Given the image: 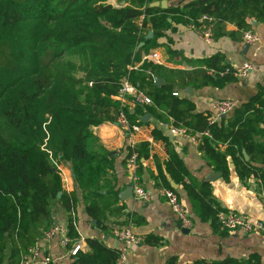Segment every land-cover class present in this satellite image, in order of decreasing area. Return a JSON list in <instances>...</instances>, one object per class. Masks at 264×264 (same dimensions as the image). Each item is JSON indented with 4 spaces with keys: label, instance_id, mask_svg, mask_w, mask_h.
<instances>
[{
    "label": "trees",
    "instance_id": "obj_1",
    "mask_svg": "<svg viewBox=\"0 0 264 264\" xmlns=\"http://www.w3.org/2000/svg\"><path fill=\"white\" fill-rule=\"evenodd\" d=\"M126 1L115 7L107 0H0V264H19L51 226L58 206L68 214L71 241H80L77 197L64 188L61 164H70L78 183L97 193L90 184L100 182L95 177L103 174L104 158L92 152L95 137L90 123L116 121L123 110L130 124H141L147 110H156L143 104L127 109L116 98L124 78L165 112L158 114L162 120L172 117L174 126L192 134L210 131L199 148L215 170L228 174L231 156L241 178L255 176L264 185V169L255 155L260 153L264 163V147L255 141L264 123V93L241 104L232 117L211 123L213 115L196 112L191 100L174 92L189 85L222 87L238 79L233 65L216 55L204 62L206 68L168 70L145 58L173 22L201 25L199 19L208 14L215 27L231 22L248 30L251 19L264 22V0H192L168 8L150 6L153 0L144 8L135 5L137 0ZM147 29L154 33L149 39ZM141 42L144 45L138 47ZM163 75L165 82L156 85L155 77ZM221 145H227L226 150ZM244 152L251 155L250 162L243 160ZM165 165L201 218L220 226L223 208L212 197L211 183L186 181L190 172L175 152ZM159 178L177 191L162 169ZM109 205H86L104 232L110 230L105 223ZM86 242L89 249H80L71 264H120L119 248L98 237ZM147 242L154 243L153 238Z\"/></svg>",
    "mask_w": 264,
    "mask_h": 264
},
{
    "label": "crops",
    "instance_id": "obj_2",
    "mask_svg": "<svg viewBox=\"0 0 264 264\" xmlns=\"http://www.w3.org/2000/svg\"><path fill=\"white\" fill-rule=\"evenodd\" d=\"M155 1L166 2L168 8L192 0H153L152 2ZM107 2L115 7H117L116 3L128 4L126 0H107ZM146 2L147 0H137L135 5L144 8ZM142 19L143 16L138 19L139 24ZM252 20L257 21V24H252L248 30L240 29L231 22L215 27V21L212 25L213 40L211 41L203 38L197 30L189 26L190 24L173 22L172 27L158 37V45L149 48L150 54L145 55V58L157 52L163 61L160 65L168 70L206 68L204 62L216 55H221L223 63L231 64L233 67L245 61L251 62L253 69L246 77L229 81L222 87L209 85L198 88L189 85L178 91L179 96L195 104L196 112L211 116L215 115L216 100H233L236 105L226 117L228 119L241 104L249 102L257 93H264V22L256 19H251L250 22ZM169 21L171 22L172 19L169 18ZM149 31L153 32L152 29H147L146 36ZM246 31L258 34L260 42L255 45L246 42L244 40ZM148 59L151 60L149 57ZM143 61L144 58L137 62V68L142 66ZM158 77L163 79V84L164 75ZM123 104L129 110H133L136 106L131 95L125 98ZM143 106L155 108L157 111L147 110L142 119L143 123L139 124V131L124 128L118 123V118L116 121L103 119L101 122L90 123L89 127L95 137L92 152L94 156L104 158L103 174L95 177V180L100 182L90 184V188L98 189L97 193H89L88 189H84V185L78 183L70 164H61L64 188L67 192L74 191L77 197V230L82 249L84 251L89 249L87 238L98 237L108 245L125 252L127 254L125 264H195L202 260L218 262L227 259L238 261L239 264H264V230L250 233L225 230L217 226L218 223L215 225L210 220L202 219L194 210L186 189L181 183L177 184L166 171L165 162L170 159V153L175 152L184 160L190 172L186 181L194 185L202 181L211 183L212 197L223 210H236L264 222V210L261 207L264 193L262 179L255 176L241 178L231 156L228 157V174L215 170L209 164L204 152L200 150V144L191 143L186 137L176 136L170 132V127L173 125L172 117L166 115V119L162 120L158 114L165 112L155 107V102ZM167 118L169 121H166ZM255 141L264 147V123L256 134ZM131 142H135V147L143 149L147 155L142 156L137 150L140 155L138 175L143 186L153 195L148 201L136 198L133 192L128 196L125 195L126 190L132 185L125 158ZM143 144H145L144 148H142ZM226 148L227 145H221L222 150ZM255 155L259 158L257 165L264 169L263 156L260 153ZM243 160L246 163L250 162L251 155L245 152ZM160 169L175 187L190 213L193 223L191 228H186L188 232L184 227H180L181 223L170 203L161 194L162 189L167 186L160 181ZM216 172H221V175L213 181L207 180ZM91 203L110 204L105 221L110 226L109 232L102 231L97 226V220L87 213L86 205ZM67 217V212L58 206L55 211L56 220L66 225ZM124 227H131L141 236L142 241L128 245L116 238L114 230ZM148 237H152L154 243H148ZM75 242L72 240L68 245H64L61 236L57 235L50 239L42 236L38 241L40 255L51 256L52 264H71L73 260L71 248Z\"/></svg>",
    "mask_w": 264,
    "mask_h": 264
},
{
    "label": "built area",
    "instance_id": "obj_3",
    "mask_svg": "<svg viewBox=\"0 0 264 264\" xmlns=\"http://www.w3.org/2000/svg\"><path fill=\"white\" fill-rule=\"evenodd\" d=\"M215 19L213 16L204 14L199 22L201 25H197L192 22L189 26L194 30H197L203 38L207 41L213 40V28L212 25ZM244 40L250 44H258L260 42V37L258 34L252 31H246L244 33ZM152 61L157 64H162L163 61L157 52L148 56ZM147 57V58H148ZM253 69V65L249 61L243 62L241 65L234 67V75L241 79L246 77L249 72ZM133 96V101L135 104L151 105L154 103L153 99L145 92L139 90L134 84L130 82L129 79L124 78L122 81L121 89L119 91L117 99L121 100L123 103L127 96ZM174 95H179L178 91L174 92ZM236 103L233 100L224 99L216 100L214 102L215 115L210 119L211 123H214L222 118V115L228 114L234 107ZM118 123L124 128L132 129L133 131H139V124H130L125 112L122 110L118 116ZM170 132L173 135H182L186 137L191 143L199 145L201 143L203 136H210V131L197 132L192 134L186 127H178L172 125L170 127ZM127 169L130 172L131 184L133 186V194L136 198L148 201L152 198V192L147 190L138 175V169L140 168V155L135 147V142H131L129 148L126 150L125 154ZM161 194L168 200L174 214L179 219L181 226L184 228L192 227V218L186 207V205L180 199L177 191L170 187H164ZM261 207L264 210V193L261 200ZM218 222L222 229L225 230H240L244 233H250L255 230H264V222L250 218L245 214H241L236 210H222L218 215ZM61 236L62 243L68 245L71 242L68 236V229L66 225L59 223L56 218L52 222L51 226L44 232L43 236L50 239L54 236ZM114 235L119 240L123 241L128 245H135L142 241L140 235L136 234L131 227H124L121 229H115ZM82 249L81 241H77L73 244L71 248V255H77L78 251ZM41 250L38 246V242L31 246L28 251L22 255L19 264H50L52 263L51 256H41ZM127 260V254L122 252L120 264H125Z\"/></svg>",
    "mask_w": 264,
    "mask_h": 264
},
{
    "label": "water",
    "instance_id": "obj_4",
    "mask_svg": "<svg viewBox=\"0 0 264 264\" xmlns=\"http://www.w3.org/2000/svg\"><path fill=\"white\" fill-rule=\"evenodd\" d=\"M125 2L123 1V4H124ZM150 6H161L162 8H167V4H166V2H164V1H162V2H159V1H155V2H152L151 4H150ZM251 24H254V25H256L257 24V21H255V20H252L251 21ZM151 37H153V32L152 31H149V33L147 34V36H146V39H149V38H151ZM144 45V42H141L140 44H139V46L138 47H141V46H143ZM162 82H163V79L162 78H159V77H155V84L156 85H161L162 84ZM229 115V113L228 114H225V115H222V118H226L227 116ZM145 120V119H144ZM244 154H245V152H244ZM221 175V172H216V173H214V174H211L210 176H209V178L207 179V180H209V181H213V180H215L218 176H220ZM132 192H133V186L131 185L127 190H126V192H125V195H129V194H132ZM61 195V192L59 193V196ZM180 227H182L181 225H180ZM184 230H187V232L189 231L188 229H186V228H184Z\"/></svg>",
    "mask_w": 264,
    "mask_h": 264
},
{
    "label": "rangeland",
    "instance_id": "obj_5",
    "mask_svg": "<svg viewBox=\"0 0 264 264\" xmlns=\"http://www.w3.org/2000/svg\"><path fill=\"white\" fill-rule=\"evenodd\" d=\"M117 4V6H119L120 5V3H116Z\"/></svg>",
    "mask_w": 264,
    "mask_h": 264
}]
</instances>
